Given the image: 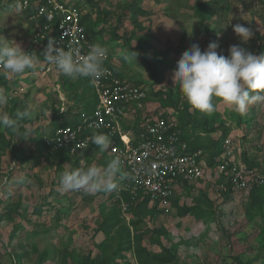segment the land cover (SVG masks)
<instances>
[{
  "label": "rangeland",
  "instance_id": "obj_1",
  "mask_svg": "<svg viewBox=\"0 0 264 264\" xmlns=\"http://www.w3.org/2000/svg\"><path fill=\"white\" fill-rule=\"evenodd\" d=\"M70 1L88 15L89 37L108 49L107 62L117 75L147 89L144 110L131 109L127 127L137 130L147 117L159 114L178 125L183 122L190 144L199 146L207 163L206 175L180 189L173 209L164 214L147 202L143 216L139 208L145 195L139 192L131 196L127 214L121 212L115 191L65 192L59 178L76 168L75 157L46 152L39 138L67 118L63 111L93 105V88L88 79H71L47 63V46L34 37L35 19L19 0H0V35L39 57L22 75L0 76V90L9 97L0 111L18 124L16 131L0 129V264H82L87 256L91 263L103 258L108 246L111 264H139L138 243L154 256L149 264H264V201L257 205L260 198L253 202L250 192L219 190L224 176L210 163L215 147L232 137L243 146L241 158L254 163L264 177V104L239 113L217 99L216 111L203 114L187 103L172 79L177 61L192 44L205 50L215 42L216 51L225 56L234 44L260 54L264 0ZM237 23L252 28L247 43L234 33ZM165 93L177 106L169 104ZM25 110L27 117L17 116ZM109 160L99 148L84 158L100 168ZM122 179L119 172V187ZM195 205L210 211L209 216L195 217L199 208L183 213L182 207ZM108 220L117 223L109 235L102 227Z\"/></svg>",
  "mask_w": 264,
  "mask_h": 264
},
{
  "label": "built area",
  "instance_id": "obj_2",
  "mask_svg": "<svg viewBox=\"0 0 264 264\" xmlns=\"http://www.w3.org/2000/svg\"><path fill=\"white\" fill-rule=\"evenodd\" d=\"M19 6L24 11L35 10L33 15L27 12L37 23L35 38L44 41L50 36L56 46L79 49L82 55L94 44L79 4L70 0H19ZM104 67L105 76L93 83L97 95L95 108L79 110L78 122L55 127L45 134L48 153L67 149L72 156H80L92 144L89 137L93 131L105 133L112 141L107 155L110 160H121L122 185L114 192L121 212L127 214L131 208V202L122 194V190H128L132 195L143 192L149 196L153 209L169 213L178 191L205 177L207 163L201 151L190 150L178 124L166 115L147 117L138 131L128 128L125 121L129 111L144 110L147 89L122 79L105 62ZM243 152L240 142L232 137L225 140L223 152L215 158L214 170L224 176L219 190H227L229 182L232 191L249 193L255 184L263 183L258 168H250L241 158Z\"/></svg>",
  "mask_w": 264,
  "mask_h": 264
},
{
  "label": "clouds",
  "instance_id": "obj_3",
  "mask_svg": "<svg viewBox=\"0 0 264 264\" xmlns=\"http://www.w3.org/2000/svg\"><path fill=\"white\" fill-rule=\"evenodd\" d=\"M234 33L242 43H247L254 35L250 26L233 25ZM215 42L201 50L198 44L187 49L173 70L172 79L187 103L196 111L212 114L216 111V100L243 113L249 105L264 104V52L254 54L240 44L231 45L228 55L219 54ZM47 63L52 64L64 76L71 79H88L95 83L105 76L104 67L108 49L94 43L86 54L79 49H65L56 46L50 38L43 53ZM39 57L36 52L25 51L21 44L0 35V76H19L33 69ZM9 97L0 90V108L8 103ZM25 110L18 117H27ZM17 120L7 112L0 111V129L16 131ZM30 135V133H28ZM101 152L110 150L112 141L105 133L93 131L89 137ZM86 147V144L84 145ZM119 157L109 160L105 167L80 162V166L63 171L59 183L65 192L95 194L118 190L117 174L120 172Z\"/></svg>",
  "mask_w": 264,
  "mask_h": 264
},
{
  "label": "trees",
  "instance_id": "obj_4",
  "mask_svg": "<svg viewBox=\"0 0 264 264\" xmlns=\"http://www.w3.org/2000/svg\"><path fill=\"white\" fill-rule=\"evenodd\" d=\"M203 8H204L203 3L199 2L198 10L199 11H202V10H204ZM28 11L31 13V15H33L35 13V10L33 8H30V9H28L25 12L27 13ZM87 16L88 15H85V14L83 16V22L85 23V25H87V22H86L87 21ZM204 17H205V15L202 13L201 14V18L204 19ZM49 39H50V36H48L44 40L43 47L48 46ZM40 40L41 39L39 38V41ZM260 49H261V52H264V43H262V46L260 47ZM105 65L108 66V67H111L108 62L105 63ZM114 72L117 74V72L115 70H114ZM88 82L91 84V87L93 88V92H94L95 97H96L94 99V101L92 102L93 105L90 106L88 103H87L88 105L85 104V107H87V111H91L92 109L95 108V106L97 104V95H96V91L94 89L93 83H91L89 80H88ZM165 94H167V96H168L169 104H171L172 106H177V104H178L177 100L173 99L172 98V95L170 93L169 94L168 93H165ZM78 108H79V106L76 108L75 111H72V109H68L65 112L63 111L62 112L63 115L65 113V115L67 116V118L64 121L60 122L59 124H56L54 126V128L55 127H58V126H61V125H65V124H75L76 122H78V119H77V116L79 114V109ZM61 117H62V115L60 116V118ZM178 128L181 130V137H182V139L188 142L189 147H190V150H192V151L198 150L199 146H193L192 147V145L189 142L190 138H189V136H187L186 130H185L186 129V124H184L183 122H181V124L178 125ZM212 130H214V129H212ZM209 131H211V130H209ZM226 135H227V131H224V136H226ZM43 137L44 136L40 137L39 140H40V143H42V146L45 149V151L48 152V148H47V146L45 144V141H44V138ZM223 141L225 142V138L223 139ZM215 143H217V142H215ZM94 149H98V147L96 145H94V144H91L88 148L82 150L80 156L75 157V161H74L75 167H79L80 166V160L83 157L85 158L86 154L90 153ZM223 149H224V145L223 146H219V147L218 146L215 147L214 151L211 152V156H210V163L211 164H215L216 163L215 158L223 152ZM55 153L64 154V155H67L68 157H71V158L73 157L67 149H63V150H60V151L55 152ZM244 155H245V152H243V157H244ZM245 162L247 163V165L250 168H254L255 167V164L254 163H251L250 161L249 162L245 161ZM227 185H228V189L232 191V189H231V183L228 182ZM139 193L144 194L143 192H139ZM122 194H123V196L127 200H129L131 202V196H132V194H131L130 191L123 190L122 191ZM249 194H251L250 196H251V199H252L253 202L256 201L257 198L259 197L260 198V201L256 202L255 204L260 205V203H262L264 201V181L261 184H255L252 187V189L250 190V193ZM205 196L207 197L206 194H205ZM147 202H149V196L148 195H145V199L143 201H141L140 208H139V210H140V212H141V214L143 216L147 213ZM174 203H176V200H174ZM197 208H199L201 210H199V211L196 210L194 212L195 217H197V218H207L209 216L208 214H209L210 211H204V210H202V207L200 205H195L194 207H191V206H189V207H182V210H183V213L187 214L188 211H191L192 209H197ZM208 208L210 209L211 206L208 205ZM107 215H105V216H107ZM106 219H108V218H106ZM134 224L137 225V222H134ZM116 225H117L116 222H113V221H109L108 220L107 222H105L103 224L102 227L104 228V232L109 235L111 233V231L114 230V228L116 227ZM109 248H110L109 246L106 247V253L104 255L105 257L103 256V258L102 257L97 258L95 261H92L91 263H89V256H87L83 260V263L82 264H111V261H109L107 259V257H106ZM136 254H137V259H138L139 264H149L150 263V260H152L154 258L153 255H150V253L146 251V249L140 247L139 246V243L136 246Z\"/></svg>",
  "mask_w": 264,
  "mask_h": 264
},
{
  "label": "crops",
  "instance_id": "obj_5",
  "mask_svg": "<svg viewBox=\"0 0 264 264\" xmlns=\"http://www.w3.org/2000/svg\"><path fill=\"white\" fill-rule=\"evenodd\" d=\"M105 63H107V60L105 61ZM128 118H129V116L127 117V119H128ZM126 121H127V120H126ZM126 121H125V122H126ZM138 130H139V128L137 129V131H138Z\"/></svg>",
  "mask_w": 264,
  "mask_h": 264
}]
</instances>
